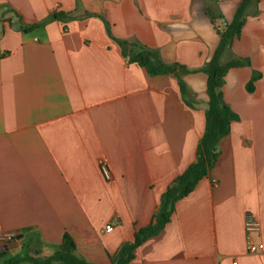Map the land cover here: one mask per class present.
<instances>
[{
  "label": "crops",
  "instance_id": "0c3cea01",
  "mask_svg": "<svg viewBox=\"0 0 264 264\" xmlns=\"http://www.w3.org/2000/svg\"><path fill=\"white\" fill-rule=\"evenodd\" d=\"M241 1L0 0V224L22 239L0 264L49 256L66 232L79 255L111 264L153 222L205 130L201 69L220 42L207 8L231 22ZM249 11L223 55L250 62L225 76L238 120L209 174L129 264H264L247 247L264 242V0ZM119 40L193 70L179 73L187 94L174 74L130 60ZM247 215L258 231L248 234Z\"/></svg>",
  "mask_w": 264,
  "mask_h": 264
},
{
  "label": "trees",
  "instance_id": "16d2710c",
  "mask_svg": "<svg viewBox=\"0 0 264 264\" xmlns=\"http://www.w3.org/2000/svg\"><path fill=\"white\" fill-rule=\"evenodd\" d=\"M259 1L242 0L233 20L227 23L223 21L222 13H216L211 7L207 8V14L219 32L220 42L211 60L201 69L208 75L209 101L205 112V130L198 145L196 159L168 186L153 222L138 229L132 241L123 243L112 257L111 264H129L134 259L137 248L148 238L157 235L171 220L176 203L193 192L199 181L206 177L215 166L220 155L219 143L231 132L232 123L238 120V115L224 97L225 76L234 67L250 65L248 59L239 58L223 62V55L232 46L235 39L241 35L250 7L258 5ZM56 16L59 17L58 14ZM23 29L25 28L23 27ZM119 42L123 47V53L128 55L133 62L146 68L150 75L174 74L178 78L182 94H187L186 83L179 73L186 74L193 70L177 62H165L157 50L141 46L137 52L129 51L127 50L130 44L128 41L119 40ZM256 79L257 76H254L248 83L249 91L254 90ZM7 252L5 250L0 255H5ZM25 262L31 264H96L78 254L75 239L67 232L64 234L62 242L49 256L41 258L24 253L11 256L2 264H23Z\"/></svg>",
  "mask_w": 264,
  "mask_h": 264
},
{
  "label": "built area",
  "instance_id": "2783aa9c",
  "mask_svg": "<svg viewBox=\"0 0 264 264\" xmlns=\"http://www.w3.org/2000/svg\"><path fill=\"white\" fill-rule=\"evenodd\" d=\"M103 170L105 174L109 176V171L104 164H103ZM245 225L248 234H251L254 231H258L260 228L259 220L257 219V217L253 215H247ZM113 228L114 227L112 225L106 226L107 231H112ZM21 242H22L21 235L3 229L2 225L0 224V253H2L5 250L7 251L12 245H20ZM247 247L250 253L264 252V242L255 243L251 241L249 238L247 242Z\"/></svg>",
  "mask_w": 264,
  "mask_h": 264
},
{
  "label": "water",
  "instance_id": "95a60500",
  "mask_svg": "<svg viewBox=\"0 0 264 264\" xmlns=\"http://www.w3.org/2000/svg\"><path fill=\"white\" fill-rule=\"evenodd\" d=\"M13 18L18 22V23L15 24V27H16V28L20 27V21H19V18H18L16 15H14V14H13ZM223 21H224L225 23H227V20H226L225 18L223 19Z\"/></svg>",
  "mask_w": 264,
  "mask_h": 264
},
{
  "label": "rangeland",
  "instance_id": "374dc122",
  "mask_svg": "<svg viewBox=\"0 0 264 264\" xmlns=\"http://www.w3.org/2000/svg\"><path fill=\"white\" fill-rule=\"evenodd\" d=\"M219 23L222 24L221 21H219Z\"/></svg>",
  "mask_w": 264,
  "mask_h": 264
}]
</instances>
